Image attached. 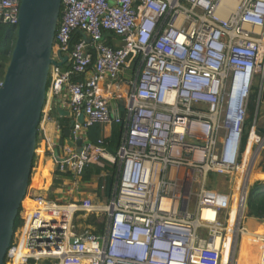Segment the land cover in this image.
<instances>
[{
	"label": "built area",
	"instance_id": "1",
	"mask_svg": "<svg viewBox=\"0 0 264 264\" xmlns=\"http://www.w3.org/2000/svg\"><path fill=\"white\" fill-rule=\"evenodd\" d=\"M20 4L0 0V15L16 28ZM58 51L68 60L51 65L47 94H69L70 141L96 124L123 121L125 130L116 156L104 138L81 147L66 143L60 151L53 145L57 178L77 185L91 164L118 161L114 188L106 203L90 197L62 202L28 188L5 264H238L249 173L264 149L257 131L264 0H62L57 61ZM126 67L137 71L127 81L122 117L119 103L116 115L110 105L119 91L107 80H120ZM211 173L228 177L231 189L210 188ZM80 212L104 213L103 230L79 229L74 217ZM258 264H264V237Z\"/></svg>",
	"mask_w": 264,
	"mask_h": 264
},
{
	"label": "water",
	"instance_id": "2",
	"mask_svg": "<svg viewBox=\"0 0 264 264\" xmlns=\"http://www.w3.org/2000/svg\"><path fill=\"white\" fill-rule=\"evenodd\" d=\"M61 6L62 0H21L17 36L0 88V264H5L31 181L51 65L68 60L61 51L59 61L53 57Z\"/></svg>",
	"mask_w": 264,
	"mask_h": 264
},
{
	"label": "crops",
	"instance_id": "3",
	"mask_svg": "<svg viewBox=\"0 0 264 264\" xmlns=\"http://www.w3.org/2000/svg\"><path fill=\"white\" fill-rule=\"evenodd\" d=\"M115 42L114 36L112 37V43ZM137 69L134 68V70L131 67H126L122 74L121 79L118 80V82H121L124 86V89L120 90L110 98V104L113 108L114 113L116 112V106L115 102L119 103V114L124 117L126 114L125 107H124V95L126 94L128 90L127 81L130 79L135 78L136 74L135 72ZM115 80H107V86L111 87L115 84ZM114 91L115 89H110ZM109 90V91H110ZM106 92L107 88H106ZM108 94H110L108 92ZM69 94L67 91H63V93L59 96H52L51 94H47L45 105L43 107V113L41 117V121L39 123V131H38V152L37 157L35 158L34 166L33 167H42L43 172L40 177L42 178H48V171L45 169V167H57L56 163L52 157L51 154V147L54 148L57 147L60 151V147L64 144H69L75 147H81L85 141L90 140L88 138V133L81 138L83 139V142L81 144H78L76 140L75 142L70 141L71 136V130H72V118L69 111ZM123 104V105H122ZM63 117H68L70 120L71 130L70 134L67 140H65V143L61 142V135H62V128L60 124V120ZM103 137H109L112 134L113 124L109 125H103ZM44 137L49 138L54 144H47V142L44 140ZM80 140V139H79ZM118 152V151H117ZM112 156H116V154L110 153ZM108 161V160H107ZM111 164L113 162L109 161ZM114 164V163H113ZM104 165V162H103ZM44 167V168H43ZM56 175V173H55ZM59 178V179H58ZM57 175L54 178V175H51V180L53 181L60 180L61 177ZM99 179H92L89 182H83L82 180H79L77 185H75L70 179H65L63 181H60L59 189L55 193L56 197H62L65 195V201H73V200H80L82 198L90 197L95 202L98 200V203L103 202V194L98 193V185H99ZM42 185V180L39 179L37 182L33 183V186L30 188V191L39 190ZM105 189V188H104ZM104 189L102 192H104ZM106 195V193L104 192ZM56 199V198H54ZM101 199V201H99ZM26 202V201H25ZM250 229L251 234L250 235H243L241 244H240V250L238 255V264H258L259 260V248L262 245V238L264 237V222H260L259 220L255 218H251L250 221Z\"/></svg>",
	"mask_w": 264,
	"mask_h": 264
},
{
	"label": "trees",
	"instance_id": "4",
	"mask_svg": "<svg viewBox=\"0 0 264 264\" xmlns=\"http://www.w3.org/2000/svg\"><path fill=\"white\" fill-rule=\"evenodd\" d=\"M16 33H17L16 26L6 23L4 19L2 18V16L0 15V78L4 77L5 71L9 64L12 49H13L14 42L17 36ZM107 34H108L107 35L108 43H112L113 35L110 32H107ZM80 38H81V34L77 32L74 38V42ZM82 77L83 76L81 75H76L74 77V80H79ZM122 89H124V86L122 87ZM253 91L254 92H252L250 100H249L247 119L244 125V136H243V141H242L243 149L246 146L248 135L253 125V120L255 117V112H256V107H257L256 102H257V97H258V88L255 86ZM60 124L62 128L61 142L65 143V140L68 139L70 130H71L69 118L63 117L60 120ZM124 130H125V123L122 121L121 123L113 124L112 134L109 137H103V128L99 124H96L90 127L87 133H88V138L92 142H97L100 138H104L105 146L108 152L117 155V151L121 145V138H122ZM257 131L261 135L264 134V123L262 125H260L259 123ZM35 158H36V155H35ZM34 162H35V159L33 161V166H34ZM103 162H104V165L91 164L90 166H88L89 168L82 175L81 180L83 182H89L92 179L99 177L98 193L101 194V191H102L101 186L103 185L101 184L103 183V180H101L103 176H101V174L103 171L108 172V175L106 177V184H104L105 186L104 192L106 193V195H110L114 188L115 174L117 172V167H119L118 161H116L114 164L113 163L111 164L107 160H104ZM263 170H264V165H263ZM260 176H264V174ZM214 179H216V174L211 173L210 174L211 181L208 183V186L210 188H213L214 186V182H213ZM100 180H101V183H100ZM247 204H248L247 216L255 218L261 222L264 221V183L263 182H258L256 185H254L251 188V190L249 191ZM21 224H22V219L18 215L16 222H15L14 231H16V229ZM86 224L96 226V232L98 231L101 232L104 226V222H99L96 215H91V218L87 219Z\"/></svg>",
	"mask_w": 264,
	"mask_h": 264
},
{
	"label": "rangeland",
	"instance_id": "5",
	"mask_svg": "<svg viewBox=\"0 0 264 264\" xmlns=\"http://www.w3.org/2000/svg\"><path fill=\"white\" fill-rule=\"evenodd\" d=\"M55 56H56V53H55ZM256 87H258V85ZM259 122H260V125H262L264 123V103H262L261 108H260V120H259ZM254 150H255V147H254ZM263 165H264V149L261 150L259 155L256 156L255 165L253 166V169L251 170V172H253V176H252V179L249 180V191L258 182L264 183V176H260V175L264 174ZM45 169L48 171L49 175H48V178L44 179V178L40 177L42 175L41 173L43 172L42 167H33L32 168V174H31V181L29 184V189L33 186V183H35V182H37V180L41 179L42 180V185L40 187L41 192L45 193L46 195H48L52 199L56 198L59 201L65 202V198H66L65 195L62 196L61 198L55 196V193L57 192V190L61 186V185H59L61 183L59 180H56V181H53V179L51 180V175H54V177L56 176L55 175L56 167H45ZM107 175H108V172H107ZM107 175L101 179V180H103V183H101V180H100L101 184H106ZM96 178H98V177H96ZM213 182H214V186H217V188H220L222 190H227V191L230 190L234 184V183H232V181L229 180L228 177L217 176V175H216V179H214ZM33 191H34V189L31 192H33ZM101 194H103V203H106V201H107L106 195L102 191H101ZM99 201H101V199H99ZM95 202H98V200H96ZM91 215H95V214L80 212V213L75 215L74 222L79 227V229L89 228L92 231L96 230V226L86 224L87 219L91 218ZM105 217L106 216L104 213H100L99 216H97L99 222H105V220H106ZM251 218L252 217L247 216L245 219L244 224L248 230H251L249 228L251 226L249 223ZM262 222H264V221H262ZM241 240H242V237L240 238V241H239L238 251L240 250Z\"/></svg>",
	"mask_w": 264,
	"mask_h": 264
},
{
	"label": "bare ground",
	"instance_id": "6",
	"mask_svg": "<svg viewBox=\"0 0 264 264\" xmlns=\"http://www.w3.org/2000/svg\"><path fill=\"white\" fill-rule=\"evenodd\" d=\"M123 87V84L121 82H115L114 85H112V89H116L118 91H120ZM252 176H253V172H250L249 173V178L250 180L252 179ZM231 226L234 225V221H231ZM248 230V229H247ZM251 234V230H248L247 232H245L243 235H250ZM243 237V236H242ZM230 243V240H228V244ZM39 264H42V262H40Z\"/></svg>",
	"mask_w": 264,
	"mask_h": 264
},
{
	"label": "clouds",
	"instance_id": "7",
	"mask_svg": "<svg viewBox=\"0 0 264 264\" xmlns=\"http://www.w3.org/2000/svg\"><path fill=\"white\" fill-rule=\"evenodd\" d=\"M38 144V143H37Z\"/></svg>",
	"mask_w": 264,
	"mask_h": 264
}]
</instances>
